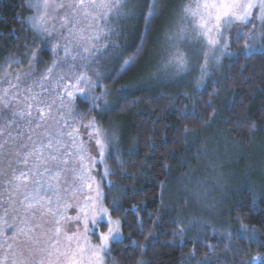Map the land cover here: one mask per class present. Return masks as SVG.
<instances>
[{"label":"snow or ice","instance_id":"obj_1","mask_svg":"<svg viewBox=\"0 0 264 264\" xmlns=\"http://www.w3.org/2000/svg\"><path fill=\"white\" fill-rule=\"evenodd\" d=\"M26 6L34 10L27 18L33 30L47 36L55 33L65 42L54 46L63 56L57 55L43 74L29 70L13 75L7 69L20 61L12 60L0 79V264H109L113 245L123 242L121 222L113 220L104 206L102 191L105 183L112 185L106 157L112 155L110 147L117 137L96 117L84 121L75 94L91 100L88 115L112 110L106 88L95 94L102 87L98 61L106 50L119 47L117 41L131 21L143 20L145 32H150L161 15L162 0H27ZM229 33L237 43L244 41L239 53L230 50ZM158 48L149 80H189L203 88L225 57L264 55V0H188ZM135 63V56L124 61L116 76ZM143 83L122 85L117 91ZM256 127L253 123L250 130ZM184 131L185 140L193 136L192 130ZM98 164L104 167L99 169ZM177 179L192 206L207 202L202 181L188 174ZM81 194L83 199L72 203ZM70 209L75 215L68 214ZM246 218H237V233L224 234L229 241L257 240L258 230L242 223ZM139 224L142 232L148 231L143 221ZM105 227L107 231L102 230ZM177 229L173 235L182 239L184 229L180 224ZM207 247L216 255L214 246ZM137 248L144 253V246ZM195 253L193 249L191 259ZM137 264L146 262L137 259ZM198 264L214 262L205 256Z\"/></svg>","mask_w":264,"mask_h":264},{"label":"trees","instance_id":"obj_2","mask_svg":"<svg viewBox=\"0 0 264 264\" xmlns=\"http://www.w3.org/2000/svg\"><path fill=\"white\" fill-rule=\"evenodd\" d=\"M162 4L161 15L150 32H145L143 20L131 21L117 41L119 47L109 48L98 61L102 65V87L95 94L106 88L112 110L107 114L95 110L88 115L91 100L80 96L74 101L85 122L96 117L125 143L123 148H111L112 155L106 157L111 172L107 179L112 185L105 183V203L111 215L121 220L123 234V242L113 245L111 258L115 264H137V259L146 264H198L205 256L214 264H264V259L253 260L264 257V179L258 180L259 186L238 179L235 190L228 192L225 213L220 217L210 215L205 206H192L187 193L168 197L181 173L195 176L193 168L181 164L188 152L185 128L198 132L209 121L218 119L223 132L245 146L252 143L255 134L264 135V55L230 59L199 89L189 80H149L152 56L184 0H162ZM22 5V0H0V72L30 44V33L21 17ZM40 44L35 62L36 72L43 74L52 61L53 48L48 42ZM133 56L136 63L117 77L124 61ZM143 81L146 83L139 88L117 91L122 85ZM253 123L257 127L250 130ZM237 157L240 169L244 159ZM161 185L167 188L162 189ZM212 187L202 186L201 190ZM183 212L188 215L186 219L181 217ZM238 217H248L242 223L258 230L256 241L243 237L227 239L226 232L237 233ZM140 221L148 231H141ZM178 224L184 229L182 239L173 235ZM137 245L144 246L143 254ZM207 245L215 247L216 255ZM193 249L195 259H191Z\"/></svg>","mask_w":264,"mask_h":264},{"label":"rangeland","instance_id":"obj_3","mask_svg":"<svg viewBox=\"0 0 264 264\" xmlns=\"http://www.w3.org/2000/svg\"><path fill=\"white\" fill-rule=\"evenodd\" d=\"M187 2L188 0H184V4ZM22 3H23L22 5L23 10L21 13V17L25 25V28L29 30L30 44H28L27 51H25L22 54L16 55V57L12 59V60H19L20 64L19 65L12 64L11 67L7 69V71L14 75L17 72H22V71L26 72L32 70L35 75L39 76L41 74L36 72L37 65L35 60H32V55L33 53L37 52L38 47L41 45L40 41L48 42V44H52V48H53V52L51 53L52 61H50L49 66L51 65L53 60L56 59L57 55L63 56V53L59 52L58 50H55L54 52V46L57 43L63 44L65 41L63 39H60L55 33L53 34V36H47L46 34L41 35L40 33L33 30L30 24L28 23L27 18L34 14V10L29 9L26 6L27 0H22ZM178 10L179 11H177L174 19L171 20L170 23L168 24L167 29L173 26L175 22L178 20L179 15L181 13V8ZM248 31L251 32L252 29H249ZM228 35L231 40L230 50L232 52L239 53L243 48L244 41L240 40L239 43H237L234 35H232L231 33H229ZM158 51L159 48L156 49V51L152 56L153 66L157 63L156 57ZM232 58L234 57H225L222 65L228 62ZM12 60L8 61L6 66ZM29 61H31V64H29ZM222 65L220 66L219 70L221 69ZM6 66H4V68ZM3 70L0 72V79L3 78ZM221 80H223L222 77L220 81ZM221 84H223V81H221ZM75 95H76V99L81 96L79 93H76ZM221 124H222L221 121L218 119L211 120L207 123V125L203 128V130L198 132H193V136L189 137L188 139V152L185 156L181 158L182 165L188 164V166L191 167V170L193 168L192 171L193 174H195V176L194 175L192 176L195 177L194 180L203 182L201 188L202 186L209 187L210 184L214 186L207 191V202L198 204L199 206L200 205L203 206V208L205 206L206 211H208L209 214L210 215L212 214L214 217H220V215L225 213V199L228 196V192H232L235 190L234 189L236 188L235 182L238 181V179L244 182H251V183L254 182L258 186H259L258 180L264 179V135L255 134L252 143L249 146H245L242 145L239 141L229 136L227 132H223V127ZM81 131H83V129ZM124 146L125 143L123 142V140H121V138L120 139L117 138L115 145L111 146L110 149L123 148ZM236 150H240V152ZM93 154L95 153L93 152ZM237 156H240L241 159H244V163H243L244 166L240 169L237 168L238 165ZM101 166L102 164L97 165L99 169H102ZM192 171L190 172V174L192 173ZM182 174H187V173L186 172L181 173V175ZM256 177L258 179H256ZM97 178L99 179V176H97ZM102 191L104 193V201H103L104 206L107 207L105 203V196H106L105 184L102 185ZM181 195L182 194L180 192V184L177 181L169 189L168 197L176 198L177 196H181ZM82 199H83V194H81L77 199H73L72 203L75 204L78 202V200H82ZM191 203L193 204V202ZM209 205H214L215 207L212 208ZM68 214L75 215V211L70 209ZM186 216L188 217V215L184 212L181 214L182 219H186L187 218ZM112 219L119 220L121 222V220L115 216H112ZM102 230L107 231V228L105 227ZM121 231H122V224H121ZM93 241L96 242L95 237H93Z\"/></svg>","mask_w":264,"mask_h":264}]
</instances>
